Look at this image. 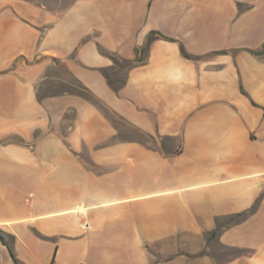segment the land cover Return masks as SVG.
<instances>
[{
    "label": "crops",
    "instance_id": "crops-1",
    "mask_svg": "<svg viewBox=\"0 0 264 264\" xmlns=\"http://www.w3.org/2000/svg\"><path fill=\"white\" fill-rule=\"evenodd\" d=\"M0 264H264V0H0Z\"/></svg>",
    "mask_w": 264,
    "mask_h": 264
},
{
    "label": "trees",
    "instance_id": "trees-1",
    "mask_svg": "<svg viewBox=\"0 0 264 264\" xmlns=\"http://www.w3.org/2000/svg\"><path fill=\"white\" fill-rule=\"evenodd\" d=\"M183 53L186 55V53H185L184 51H183ZM214 234H215V232H214ZM214 234H213V235H214Z\"/></svg>",
    "mask_w": 264,
    "mask_h": 264
}]
</instances>
